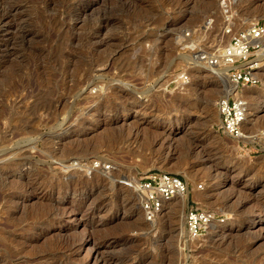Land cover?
I'll return each instance as SVG.
<instances>
[{"label": "rangeland", "instance_id": "374dc122", "mask_svg": "<svg viewBox=\"0 0 264 264\" xmlns=\"http://www.w3.org/2000/svg\"><path fill=\"white\" fill-rule=\"evenodd\" d=\"M230 1L238 27L264 23V0ZM222 10L221 0H0L12 24L9 34L0 24V264H85L103 242L111 264H264V228L252 224L264 226V81L248 89L245 139L230 138L217 110L230 84L185 54L183 32L210 45L223 36ZM185 71L190 82L177 84ZM149 171L184 178L225 223L190 241L187 201L146 223L120 181Z\"/></svg>", "mask_w": 264, "mask_h": 264}, {"label": "built area", "instance_id": "2783aa9c", "mask_svg": "<svg viewBox=\"0 0 264 264\" xmlns=\"http://www.w3.org/2000/svg\"><path fill=\"white\" fill-rule=\"evenodd\" d=\"M225 28L222 37L214 44L196 40L191 30L183 32L186 44L185 54L189 55L191 65L202 69H224L229 84L227 96L217 102L220 116L218 131L233 139H245L243 126L247 119L248 102L245 91L261 86L264 81V23L261 20L248 23L245 27L238 24L231 12V1L221 0ZM208 20L206 25H210ZM207 32L208 27H204ZM229 38L227 43H223ZM193 67V68H194ZM190 74L183 72L176 83L188 84ZM94 170L108 171L110 165L93 163ZM120 184L134 191L140 198V207L146 223H154L165 211L166 205L177 197L187 201L185 229L192 242L202 241L214 227L222 225L226 216L210 209L202 208L193 198L188 182L177 174L163 171H149L132 180H122ZM199 190L203 188L200 185Z\"/></svg>", "mask_w": 264, "mask_h": 264}, {"label": "bare ground", "instance_id": "6f19581e", "mask_svg": "<svg viewBox=\"0 0 264 264\" xmlns=\"http://www.w3.org/2000/svg\"><path fill=\"white\" fill-rule=\"evenodd\" d=\"M10 13H12V12H10ZM9 13V14H10ZM10 16H11V14H10ZM13 19V18H12ZM7 19L6 18H3L2 20H1V22H0V24H1V26H2V28H3V30H2V32L4 33V34H9L10 33V30H11V25L12 24H10V23H8L7 21H6ZM9 20V19H8ZM10 21V20H9ZM253 21H258V20H253ZM251 23V22H250ZM1 28V27H0ZM2 34V33H1ZM8 42V41H7ZM4 48V47H3ZM8 49V48H7ZM1 62V61H0ZM4 62V61H3ZM2 63V62H1ZM205 70H209V69H205ZM214 71H216V72H218L219 74H217V75H223V77L226 79V81L229 83V80H228V76H227V72H226V70H224V69H213V72ZM87 73V72H86ZM215 73V72H214ZM177 79V78H176ZM224 79V80H225ZM230 88L233 90L234 88H233V86H231L230 85ZM215 90V89H214ZM235 90V89H234ZM228 91H230V90H228ZM249 91L250 90H246L245 91V97H246V99H248L247 97H248V93H249ZM225 92V91H224ZM225 96H227V93L225 92V94L222 96V97H225ZM252 103V102H251ZM254 103V102H253ZM252 103V106H254L253 107V109H255L256 108V104H253ZM247 118L249 117V115H250V113L248 112L247 113ZM67 119V118H66ZM245 125V124H244ZM108 131H111V130H108ZM196 134V133H195ZM189 140H188V142L190 141L191 142V145L194 143V140L192 139V138H194V132H189ZM198 138V137H197ZM195 145V144H194ZM194 149H196L199 153L200 152H205V147L203 146V145H195L194 146V148H192V150H194ZM7 153V152H6ZM5 153V154H6ZM4 154V155H5ZM8 154H9V152H8ZM2 155H3V153H2ZM7 155V154H6ZM7 158V157H6ZM3 160V159H2ZM25 160V159H24ZM24 165H26V163H25V161H23V163L21 164V166H24ZM233 196V195H232ZM46 198H48V199H52V197H46ZM49 201H51V200H49ZM182 201H185L184 200V198L183 197H177L176 199H174L171 203H169L168 205L171 207L172 206V208H170V210H169V208H165V211H164V214L165 213H168V214H174L175 212H177V208L176 207H173V205H176L177 203H179V202H182ZM262 211L264 212V205L262 206ZM177 214V213H176ZM163 216V215H162ZM87 217H89V215H87ZM90 217H91V215H90ZM252 219V218H251ZM252 224L253 225H255L254 227L255 228H259V229H263L264 228V226H262V224H259V222L258 221H256L255 220V218L253 219V221H252ZM216 227H214L212 230L214 231V229H215ZM248 232V231H247ZM239 233V232H238ZM236 235H239V234H237V233H235ZM235 234H233V233H227L226 235H221L222 237H223V239L225 238V239H230L231 237H233ZM243 234V233H242ZM246 234V233H245ZM240 237H241V235H240ZM222 240V239H221ZM80 242V241H79ZM106 244H108L107 242H103V243H100V245H102V246H106ZM113 244H116L115 242L113 243ZM113 244H111V245H113ZM220 244V243H219ZM110 245V246H111ZM102 246H98V245H96V247H98V248H96L95 249V252L91 255V257H90V259H91V261L90 262H86L85 264H91V262H92V260L93 261H96L95 263L96 264H111V260L109 259V258H106L104 255H102L101 256V254H100V252L98 251L100 248L99 247H102ZM76 247V246H75ZM72 248V247H71ZM74 249H77V248H73V249H71V250H74ZM75 251V250H74ZM126 262V261H125ZM94 263V262H93ZM94 263V264H95ZM118 264H124V263H119L118 262ZM126 264V263H125Z\"/></svg>", "mask_w": 264, "mask_h": 264}]
</instances>
